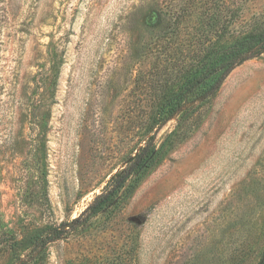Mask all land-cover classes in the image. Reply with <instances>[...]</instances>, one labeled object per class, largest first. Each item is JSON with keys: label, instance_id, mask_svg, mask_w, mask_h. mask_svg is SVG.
Segmentation results:
<instances>
[{"label": "rangeland", "instance_id": "374dc122", "mask_svg": "<svg viewBox=\"0 0 264 264\" xmlns=\"http://www.w3.org/2000/svg\"><path fill=\"white\" fill-rule=\"evenodd\" d=\"M205 3L264 26V0H0V264H264V54L127 201L85 213L176 126L145 137L150 47L181 11L179 39L198 37Z\"/></svg>", "mask_w": 264, "mask_h": 264}, {"label": "trees", "instance_id": "16d2710c", "mask_svg": "<svg viewBox=\"0 0 264 264\" xmlns=\"http://www.w3.org/2000/svg\"><path fill=\"white\" fill-rule=\"evenodd\" d=\"M201 5L206 7V15L201 13L197 18L198 37L179 39L185 18L181 11L173 13L170 19L168 29L173 36L163 34L150 47L155 79L151 82L152 114L145 137L172 119H176V126L159 146L153 136L149 137L126 166L110 178L85 213L96 215L127 201L145 177L191 136L198 127L202 110L210 105L228 75L244 62L264 54V26L255 27L247 34L239 33L234 24L240 9L230 10L228 16L217 8L211 7L209 11L207 3ZM197 7L189 3L184 12ZM143 79L140 71L136 77L138 86ZM59 229L51 232L52 241L63 234Z\"/></svg>", "mask_w": 264, "mask_h": 264}, {"label": "water", "instance_id": "95a60500", "mask_svg": "<svg viewBox=\"0 0 264 264\" xmlns=\"http://www.w3.org/2000/svg\"><path fill=\"white\" fill-rule=\"evenodd\" d=\"M72 224L69 225V227L71 226Z\"/></svg>", "mask_w": 264, "mask_h": 264}]
</instances>
